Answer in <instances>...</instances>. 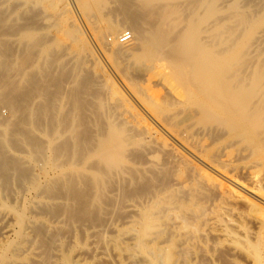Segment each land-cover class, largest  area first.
<instances>
[{"label": "bare ground", "instance_id": "obj_1", "mask_svg": "<svg viewBox=\"0 0 264 264\" xmlns=\"http://www.w3.org/2000/svg\"><path fill=\"white\" fill-rule=\"evenodd\" d=\"M27 1L31 0H25V3ZM71 1L81 12L89 15H92L98 7L104 6L106 16L117 21L122 28L127 27L131 31L129 33L132 38L129 45L109 46L105 44L106 42L103 45L116 69L119 67L122 69L120 71L119 68V73L123 72L122 76L128 80V82L125 80L127 83L125 84L128 85L130 91L135 90L132 95L138 97V102L143 105L144 110L148 111L147 114H151L150 116L154 118L158 129L149 124L146 118L136 110L137 108H132L133 105L125 107L127 101L122 97L125 111L123 107L122 113L118 117L121 120L116 117V120L107 118L108 122L102 127V130L100 129L101 131L99 130L96 144H93L96 141L94 140L95 135L94 137L89 135L90 138H94L93 141L90 138L80 140L78 134L71 131L70 125L66 123L65 129L62 124L63 130L58 132L45 130V133L49 134H47L49 139L42 146L36 140L29 139L32 129L34 131V128L40 127L32 119H30L33 121H30L32 124L29 122V117L36 108H31L33 105L29 102L30 106L22 108L23 112L26 110L24 113L28 121L18 124V126H24L23 128L20 126L18 129L17 126L16 130L9 128L7 130L8 120H5L0 112V126L4 128L3 132L1 131V137L5 139L7 145L12 146L13 143L21 142L30 148L29 153L32 154H30L32 159H46L49 165L55 166L57 173L45 179L49 183L48 185L53 186L58 182L57 184L69 188L74 186L78 188L79 185L95 187L92 190L94 192L92 200L98 198L100 200V197H103L101 182L106 178L115 180L116 191L117 188L120 191V188L141 184L145 181L141 182V180L148 174L151 177L154 176V172L165 166L167 160L172 164L176 163L175 166L179 161L185 163L183 162L186 161L185 154L211 166V168L215 166L212 169L218 167L226 172H235V175L239 173L247 179L248 193H244V190L237 191L207 171L193 166L194 174L198 178H195L197 188H208L214 191L217 197L216 203H213L215 205L210 210L212 215L210 217L203 216L201 228L187 218L186 212L184 216L181 213H174V210L182 205L175 190L184 187L188 179L187 176L184 178L178 176L174 178L173 183L167 181L149 185L148 181L147 190L136 195L134 200L127 199L128 196L122 194L124 200L122 207L126 212V219L141 225L137 240L140 250L145 254L151 252V249L154 250L152 264H157L158 257L162 258L161 255L169 248L168 235L170 234H174L180 239L176 244L179 249L181 248L179 246L183 244L188 247L200 242L205 244V241L211 236L217 240V244L234 250L231 244L235 238L236 230L232 223L233 220L226 215V206L231 203L228 202L231 200L234 202L241 199L246 201L255 212L259 213V222L264 228V207L254 197L256 195L264 201V68L260 63L257 66L258 60L257 64L249 61V58L253 59V57H248L249 53L245 54L246 47L239 43L243 40L244 34L242 33V37L237 34L240 38L239 41L234 33L236 30L231 32L232 28L228 31L229 27H227V24L231 26L233 23L237 24L239 28H241L240 26L244 27V32H247L245 37L251 39L253 43L255 42V45H259L258 42L262 36L259 37L258 28L264 27V16L262 17L261 14L260 17L259 14L252 13V11L251 13H246V11L242 13V10L236 14L234 9L233 23H228L230 15L228 17L223 15L222 19L217 17L219 16L216 14L218 7L215 3L218 0L216 2L214 0ZM62 5L63 8H66L68 0H63ZM2 44L0 43V46ZM50 52L45 48L41 54L48 58L52 56ZM121 62L123 63L121 64ZM133 76L139 79L138 84L132 83V79L135 78ZM17 86L14 82L2 83L0 96L5 99L11 91L18 88ZM14 100H5L9 111L23 102L20 99L16 102ZM11 106L13 107L11 108ZM46 109L48 112L50 107H45ZM10 115L12 116V111ZM61 123L63 122L61 121ZM26 128L27 131L24 130ZM68 134H70L69 137H67ZM166 135L175 146L169 145L165 141ZM89 142L94 145L91 155L92 157L94 155L93 158L96 160V170H100L101 173H93L96 170H91L89 176H92L93 179L86 181L85 176L88 168H83L86 161L82 160V157L87 154V151L84 150ZM45 152L48 153V156L45 155ZM91 155L88 156L91 157ZM159 155H161V161L157 157ZM3 161L7 162L5 159ZM102 176H104L103 180H101ZM81 186L79 187L82 188ZM77 188L73 189L76 191ZM43 197L37 199L36 202H44ZM112 197L109 199L113 200ZM75 198L77 200V197ZM22 200L26 201L25 196L22 197ZM19 215L21 216L20 221L4 225L2 233L11 232L24 239L28 237V229H31L33 224L40 222L47 224L48 227L54 226V221L45 220L40 216L26 217L24 213ZM195 221H200V219ZM94 227L87 232L89 236L96 230ZM106 228L116 231L117 225L110 221ZM98 231L100 234L101 232L105 234L103 227ZM164 234H167L168 237L161 239L160 237ZM119 236L121 235L119 234ZM159 239L160 241L155 243ZM150 244L153 246L151 247ZM129 245L132 246V239ZM14 246H16L15 243ZM56 247L58 246L56 245ZM183 248L178 251H183ZM184 251V253H188L186 249ZM179 252H175V255ZM37 254L36 248L28 251V254H24L26 256L23 255L22 264H32L27 260ZM95 255L108 256L103 247L96 249ZM0 258L1 260L5 259L4 264L10 261H7L4 254L1 253ZM182 258L180 260L185 259Z\"/></svg>", "mask_w": 264, "mask_h": 264}, {"label": "rangeland", "instance_id": "obj_2", "mask_svg": "<svg viewBox=\"0 0 264 264\" xmlns=\"http://www.w3.org/2000/svg\"><path fill=\"white\" fill-rule=\"evenodd\" d=\"M214 1L216 2V0ZM218 2L215 3L218 7L216 14L219 16L217 17L221 18L223 15L228 17L230 15L228 23L231 24L234 20V9L236 14H239L242 10V13H245V11L251 13L252 11V13L259 14L260 17L261 14L262 17L264 16V0H218ZM62 4L63 0H31L27 3H25V0H0V43L4 44L0 46V85L10 82L18 85V88L11 91L5 99L0 96V112L3 118L8 120L6 129H17L20 122L27 123L26 110L24 113L22 108L23 106H30V102L33 105L31 108H36L29 117V122L33 120L38 123L40 129L34 128V131L32 129L29 139L36 140L38 144L44 146L49 139V134L47 133V135L45 130L58 132L62 129V126L65 129L67 123L70 125L71 131L78 134L80 140H87L90 138L89 135L93 137L95 135V139H90L96 140L93 142V144H96L98 134L108 122L107 118L115 119L116 117V119L121 120L118 117L124 107L122 97L127 101L125 107L127 105L132 107L133 105L132 108H137L136 110L146 118V121L158 129L156 121L150 116L151 114H147L148 111L144 110L143 105L138 102V97L132 95L135 90H131V93L130 88L126 85L128 80L122 76L123 72H121L122 74L119 73L120 67L118 66L119 68L116 69L110 61L103 45L106 42L105 44L109 46L119 44L127 46L130 41L127 42L128 44H121L116 41V38L122 32L131 31L127 27L122 28L117 21L106 16L104 6L98 7L92 15H89L76 8L71 0H68L66 8H63ZM227 27H229L228 31L231 28V32L236 30L234 33L237 37L238 35L240 37L242 33L244 34L242 41L239 37L238 39L239 43L246 47L245 54L248 52V57H253V59L249 58V61L257 64L258 60L257 66L262 64L264 68V27L258 28L260 31L258 35L259 37L262 36L258 42L259 45L257 42V45H255V42L253 43L251 39L245 37L247 32H244V27L240 26L241 28H239L235 23L231 26L227 24ZM228 35L231 36L229 33ZM232 35L234 34L232 33ZM43 48L49 49L52 56L44 57L41 54L44 51ZM125 80L127 81L125 82ZM138 80L135 77L132 79V83L138 84ZM17 97L18 99H16ZM6 99L8 101L20 99L23 102L21 101L22 104L14 108L11 106L12 109L9 111L5 104ZM16 100L14 101L16 102ZM45 107H50L48 112ZM11 111L12 116H9ZM20 126H18V129L24 127ZM3 130L4 128L0 126V151L2 150L0 155V253L4 254L7 261L10 260L5 264H17L18 262L22 264L23 255L28 254V251L34 250V248L38 251L37 256L30 257L32 259L28 258L27 260L32 264H152L154 250L151 249V252L149 251L146 254L140 250L137 240L141 225L126 219V212L122 207L124 203L122 194L128 196L127 199L134 200L135 196L144 193L149 185L167 181L173 183L174 178L187 176L188 179L184 187L175 190L182 205L174 210V213H181L184 216L186 212L187 218L201 228L202 219L206 215L208 217L212 215L210 210L215 205L213 203H216L217 197L215 192L208 188H197L195 178H198L194 174L195 169H192L194 165L214 175L218 180L227 183L226 185L234 187L233 189L241 192L244 190V193H248L246 188L248 181L246 182L247 179L244 176L239 173L235 175V172H226L218 167L212 169L215 166L211 168V166L199 162L183 152L185 160H188L187 162L183 161L185 163H181L178 160L179 162L175 166L176 163L172 164L165 160V166L154 172V176L151 177L148 174L145 178L147 176L151 178L142 179L141 182L145 181L141 184L124 189L120 188L122 193L118 188L116 191L115 180L107 178L103 180L104 176H102L101 180L104 182H101V190L104 194H101L103 197H100V200L97 199L102 202L101 204L97 200H92V194H94L92 190L95 187H89V185L85 187L84 184L85 186L79 185L82 188L79 186L78 188L77 186L69 188L57 184L58 182H54L57 185H48L49 183L45 179L57 173L56 167L49 165L46 159H32V154L29 153L30 148L21 142L13 143L12 146L7 145L5 139L1 137ZM24 130L27 131V128ZM165 139L169 145L175 146L167 135ZM91 143L89 142L84 150L87 151V154L82 157V160L86 161L83 168H88L85 176L86 181L93 179L89 175L91 170L97 168L96 160L93 158L94 155L93 157L91 155L94 148ZM28 154H31L30 157ZM45 155L48 156V153L45 152ZM88 155H91V157ZM157 157L161 161V155ZM2 158L7 162H4ZM104 171L108 172L107 170ZM93 173L101 172L96 170ZM73 188H77L80 192L75 191ZM23 196H25L26 201L22 200ZM74 196L77 197V200ZM41 197L45 201L36 202ZM110 197L113 200L109 199ZM254 197L264 207L263 199L256 195ZM228 202L231 203L226 206V215L233 220L232 223L236 230L235 238L231 244L234 250L225 245L217 244V240L210 236L205 244L200 242L191 247L184 244L179 246L184 247L183 251L179 252L181 248H177L176 244L180 239L174 234H170L168 237L167 233L164 234L165 237L162 235L160 238H169V248L161 255L162 258L159 259L158 257L157 264H180V262L181 264H264V228L259 222V213L255 212L242 199ZM21 213H24L26 217L34 215L45 220L54 221V226L48 227L47 224H41L40 222L33 224V227L31 226V229H28V237L24 239L11 232L2 233L4 225L20 221L21 216L19 214ZM197 219H200V221H195ZM110 221L117 225L116 231L106 228ZM93 227L96 230L89 236L87 232ZM102 227L105 229V234L101 232L103 235L98 231ZM131 239L133 247L129 245ZM159 241L160 239L155 243ZM14 243L16 246H14ZM150 245L153 246V244ZM100 247L106 249L108 256L95 255V250ZM185 249L188 253H184ZM175 252L179 253L175 255ZM12 256L15 258L13 257L11 260ZM177 256L178 258H176ZM182 257L185 259L180 260ZM4 261L5 259L1 260L0 258V264H4Z\"/></svg>", "mask_w": 264, "mask_h": 264}, {"label": "built area", "instance_id": "obj_3", "mask_svg": "<svg viewBox=\"0 0 264 264\" xmlns=\"http://www.w3.org/2000/svg\"><path fill=\"white\" fill-rule=\"evenodd\" d=\"M132 36L129 32H122L121 34H119L116 38V41L118 43L124 44L127 43L131 40Z\"/></svg>", "mask_w": 264, "mask_h": 264}]
</instances>
